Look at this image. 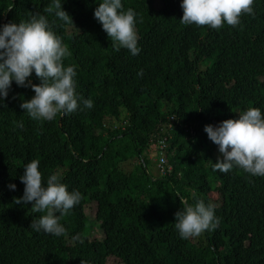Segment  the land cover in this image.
Wrapping results in <instances>:
<instances>
[{"label":"trees","instance_id":"16d2710c","mask_svg":"<svg viewBox=\"0 0 264 264\" xmlns=\"http://www.w3.org/2000/svg\"><path fill=\"white\" fill-rule=\"evenodd\" d=\"M99 2L64 0L71 23L48 11L53 0H0V25L47 17L71 53L64 64L77 66L76 91L94 101L34 121L20 108L34 91L13 82L0 104V264H264V177L213 171L222 154L204 131L249 107L264 112V0L218 30L181 23L180 0H122L137 13L135 56L113 48L94 18ZM162 139L165 175L151 159ZM33 159L45 182L59 173L82 194L61 216L62 236L36 232L44 213L14 203ZM194 197L214 204L220 223L181 239L174 213Z\"/></svg>","mask_w":264,"mask_h":264},{"label":"clouds","instance_id":"9594fccd","mask_svg":"<svg viewBox=\"0 0 264 264\" xmlns=\"http://www.w3.org/2000/svg\"><path fill=\"white\" fill-rule=\"evenodd\" d=\"M63 3L64 0H53L54 7H49L48 11H54L63 22L73 23ZM97 4L94 18L112 38L113 48L116 51L125 48L131 55H138L142 49L138 46L136 11L131 7L125 10L122 0H100ZM253 4L254 0H180L183 13L180 21L184 25H207L217 30L225 24L235 27L240 24L242 15L254 14ZM70 54L45 15L34 14L26 21L0 25V104L15 82L19 87H30L34 91L30 99L20 104L34 121H51L58 114L70 115L78 110L92 109L94 101L82 99L76 91L77 66L64 64ZM33 73L39 84L29 79ZM141 74L142 71L138 73ZM19 127H23L22 122ZM204 131L222 154L215 163L211 161L213 171L227 174L239 168L250 176L264 177V112L260 108L249 107L236 119L207 124ZM160 143L165 144L163 155L166 159L167 144L162 139L156 147L158 152L151 154L156 167L161 156ZM23 168L19 177L24 184L23 195L15 198L14 203L22 206L30 203L35 212L44 213L30 224L36 232L57 237L64 235L66 228L60 222L61 216L80 203L82 194L78 190L69 191L59 173L49 175L45 182L38 159L31 160ZM7 187L15 190L16 184L9 183ZM194 199V204L183 200V208L174 213V227L181 239L199 237L208 230H215L220 223L214 204Z\"/></svg>","mask_w":264,"mask_h":264},{"label":"built area","instance_id":"2783aa9c","mask_svg":"<svg viewBox=\"0 0 264 264\" xmlns=\"http://www.w3.org/2000/svg\"><path fill=\"white\" fill-rule=\"evenodd\" d=\"M158 149L160 150V158H159V162H158V169H160V173L161 175H165L167 173H169L171 171V168L167 166V162L166 159L163 155L164 153V149H165V144L164 143H160L158 146Z\"/></svg>","mask_w":264,"mask_h":264},{"label":"rangeland","instance_id":"374dc122","mask_svg":"<svg viewBox=\"0 0 264 264\" xmlns=\"http://www.w3.org/2000/svg\"><path fill=\"white\" fill-rule=\"evenodd\" d=\"M127 113L125 111H123L122 116H121V122L123 121V119L126 117ZM117 124H121L120 122H116ZM155 160V158H153ZM148 170L151 172L152 175L156 176V172H154V166L152 163H150V165L148 166Z\"/></svg>","mask_w":264,"mask_h":264}]
</instances>
